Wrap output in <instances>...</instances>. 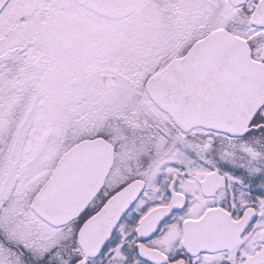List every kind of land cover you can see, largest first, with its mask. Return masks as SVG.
<instances>
[{"label": "snow or ice", "instance_id": "obj_1", "mask_svg": "<svg viewBox=\"0 0 264 264\" xmlns=\"http://www.w3.org/2000/svg\"><path fill=\"white\" fill-rule=\"evenodd\" d=\"M0 264H264V0H0Z\"/></svg>", "mask_w": 264, "mask_h": 264}]
</instances>
